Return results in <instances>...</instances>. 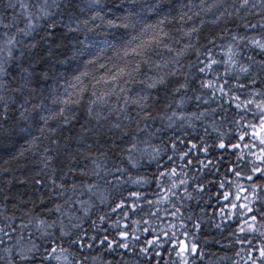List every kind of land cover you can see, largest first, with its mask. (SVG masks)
I'll return each instance as SVG.
<instances>
[{
    "label": "trees",
    "instance_id": "16d2710c",
    "mask_svg": "<svg viewBox=\"0 0 264 264\" xmlns=\"http://www.w3.org/2000/svg\"><path fill=\"white\" fill-rule=\"evenodd\" d=\"M8 2L9 0H0V24H9L8 29L0 27V43L6 38L5 32L16 34L17 27L25 26L26 14L18 6L20 0H11L13 4H17L14 10L7 8ZM22 2L28 7V11L34 13L36 6L43 0H22ZM127 2L129 0H101L102 5L105 6L102 15L110 14L112 5ZM213 2L214 0H207L208 4ZM221 2L227 9V13L221 16L219 21L213 23L216 16L224 11L223 8L205 12L199 7H195L200 4V0H165V12L169 13L171 21L166 25V30H169L180 41L178 44H173V47L180 48L188 42L187 38H182L183 33L176 29L183 27L187 30L196 27L199 32L193 33L192 42L196 44V37L199 36L200 43L196 47H200V59L203 60L205 59L203 54L205 49L201 45L207 43L206 37L209 35L224 36L223 40L217 39V45L220 47H212V56L221 61L220 64L214 66L215 73L202 74L198 72V67L202 65L196 58L195 49L190 50L189 54L182 58V72L188 74L190 82L183 107H176L180 96L173 97L169 86H159L153 90H148L140 84L132 86L134 92L144 89L155 93L150 97L149 103L154 105L151 110L156 119L150 123L153 131L156 128H162L163 131L157 137L152 138V144L160 145L161 140L168 141L169 138L174 141H184V143L177 144L175 153L171 151L169 145L167 155H172L173 159L169 161L165 156L162 160L166 166L171 164L176 167L177 181L184 179L187 182L185 186H180L178 189L180 198L173 200L180 211L174 216L172 213L175 209L171 203L161 204L159 205L160 211L155 216H150L149 211L155 212L156 207L142 202L143 211L138 209L136 214H130L127 221L119 212L111 211L112 200L118 198L119 190L114 191L109 188L105 185V179L101 177H103L104 171L113 170V154H118L129 146L125 143L128 137L121 139L122 130L117 129L113 130L111 140L108 136L97 137L93 132L88 131L89 127H96V121L88 118L86 101L79 106H69V114L75 113L76 118L71 120L68 125H63L59 118L49 121V126L56 130L54 136L48 130L42 134L31 120L25 118L27 113L25 117H21L23 109L19 103L9 105L7 118H5L3 105L0 104V228L9 232L12 237L11 240L4 237L6 243L0 245V264H7V253L4 251L6 247L15 245L21 235L23 239L20 240V243L27 244L30 239L29 232L32 233L31 239L35 240L37 237H41V233L37 229H42L44 225L40 222L45 221L51 224L54 220L57 221V227L48 229L52 235L41 237L37 243L48 245L50 240L55 239L57 244L69 248L68 260L70 264H77L78 261H82L83 264H183L181 257L187 260V264H253L252 258L259 257V252L256 249L264 242V236L259 234L264 231L260 221V210H264V178L254 176L255 186L252 180L245 178L251 168L248 161L254 157L244 155V159L238 160L237 155L241 152L246 154L247 149L228 147L227 150H222L218 147V143L221 134L226 144L229 141L231 143L238 142L234 135L240 131V126L235 121L239 120L241 115H244L248 121L253 120L251 112L239 113L234 107L235 102L230 103L229 97L238 95L241 99H246L254 91H264V72L257 75L258 65L255 63L264 61V52L249 42L254 39L264 43V27H261L264 25V0H249L246 8L240 7L243 0H221ZM79 3L81 7L76 9L75 15H78L81 20H90L93 12L88 7L89 0H79ZM197 11L200 12L199 16L194 15ZM182 14H186L183 21L180 20ZM189 16L191 19H188ZM14 17L15 26H13ZM159 18L149 15L147 23L154 24ZM52 19L63 21V23H58L55 28L54 36L42 39L51 30L47 21H39L40 27L33 37L40 41V46L36 51L43 59L37 58L35 63H29L27 57H20V50L23 46L18 45L14 50V59L8 62V75L4 79L9 87H15L21 81V74L33 73V87L42 89L44 95L50 97L45 101V104L47 108L55 112L62 105L58 102L53 104L52 99L57 96L67 98V94L73 92L71 85L74 83V76L84 70L85 58L77 57L74 60L69 59L64 64L56 63L55 68L50 70V61H54L55 57L50 58L47 49L51 47L59 55L62 52H67V49L74 43L63 35L67 32L64 27V24L68 23L67 16H55ZM94 23L99 24L100 21L97 20ZM81 28L83 29L82 24ZM113 31L115 30L102 26L87 35L96 40H112V36L105 35V33ZM233 35L244 38L239 43L241 55L237 56L236 60L240 64L251 65L250 73L247 75L236 70H230L231 74L228 76L224 75L223 61L227 58L225 54L227 45L235 43L231 40ZM79 37L83 39L84 33H79ZM33 38L18 36V39L28 42ZM128 38L130 37H125V39ZM112 42L116 43L114 40ZM68 55L71 56V53L69 52ZM105 55L114 56L115 52L108 48ZM170 55L172 54L164 52L162 55L155 56L154 59L162 63ZM248 57L252 59L249 60ZM6 58L7 51L0 52V60ZM60 58L64 59L65 57L61 56ZM189 65H191L190 71ZM24 69L28 71L24 72ZM42 71H49L50 75L59 77V84H54L51 80L43 81L40 77ZM216 74L220 76L219 83L223 84L225 79L228 80L225 90L231 89L229 95L222 97L217 92L216 98L209 105L198 103L194 97L201 95L207 98L209 92L208 89L200 87V80H213L215 83ZM237 75L241 76L240 82H247L246 88L236 87L238 82L235 77ZM251 77H255V84L251 83ZM175 80L176 78H170L168 85L173 84ZM180 80H183V76L180 77ZM0 94L19 97V93L7 91ZM255 99L259 100L261 97L256 96ZM168 103H172L171 109L166 107ZM212 108L216 109L215 113L210 111ZM173 110L177 113L172 121L175 126L167 128L165 127L168 123L167 117ZM252 111H256V109L253 107ZM200 112L206 114L199 119L192 116L193 113L199 114ZM47 114V112L44 113V115ZM181 114L184 116L183 120L180 119ZM110 119L115 120V116ZM124 123L127 124V121ZM101 124H106V122L101 120ZM40 126L43 127L42 122ZM131 127L134 128L135 125ZM24 128H28L29 131H21ZM205 128L208 129L207 134ZM257 131H259L258 128ZM139 136L148 139L144 133H139ZM33 137H39V139L30 143L33 141ZM53 139L58 143H52ZM193 144H196L197 148H192ZM204 145L208 146L207 153L203 150ZM140 147L143 148L146 145L141 144ZM184 152L188 154L181 160L180 157ZM21 153L23 154L21 155ZM124 166L121 165V167ZM233 169L241 170L242 176L233 175ZM155 170V164H153L139 170L132 169L128 174L135 177L137 172L144 175ZM94 171H100V176L94 175ZM107 179H112L111 175ZM53 180L56 181L55 184L52 183ZM222 182L225 185L223 188L220 186ZM91 184H97L98 187L90 192L88 186ZM185 187L187 192L184 191ZM124 188H129V185H124ZM109 191L113 193L112 197L101 203L100 196L107 195ZM140 191L145 192L148 198L153 201L157 199L152 194L155 191L154 188H141ZM225 192L229 193L227 200L224 199ZM123 195L127 196L128 192L125 190ZM237 196L240 199H237ZM233 203L236 204L235 208L232 207ZM242 204H247L258 210L256 232L249 231L247 225L244 224L245 219H248L251 214L240 207ZM57 205L60 206L59 212L55 210ZM85 212H88V215H85ZM101 215L110 218L102 223L98 219ZM60 220H63L66 228L73 233V237L77 232L87 230L84 239L88 243H92L93 247L89 249L85 246L81 252L78 246H70L68 241L73 237L61 238L59 236ZM93 220L96 221L95 227L92 225ZM116 220L120 221L121 227L125 223L128 224L129 227L125 230L139 236V240H133L132 235L129 236L130 247L128 249L118 247L120 242L118 230L108 227ZM133 220L139 221V224H133ZM144 220H147L148 223L145 224ZM75 223L82 224V229L73 228L72 225ZM21 224H26L27 227L21 229ZM196 225H199V228L195 227ZM241 225L245 228L244 232L240 231ZM145 228L148 229L147 233L143 231ZM133 229H135L134 233ZM173 233L175 236L171 242H168V236H172ZM104 235L114 241L111 250L99 243L100 238ZM0 236H3V233H0ZM91 236H96L97 239L91 241L88 239ZM245 236L252 240V245H249L244 239ZM157 237L159 238L157 239ZM146 240H155L156 244L149 246L145 243ZM240 240H243V243ZM180 242L186 244L189 249L192 244H195L197 252L186 251L181 253V256H177ZM157 245L161 246L157 247ZM141 248H146L147 253L141 252ZM57 252H59V248H57ZM51 264H62V262L52 260ZM258 264H264V262L258 261Z\"/></svg>",
    "mask_w": 264,
    "mask_h": 264
},
{
    "label": "snow or ice",
    "instance_id": "6c2138e0",
    "mask_svg": "<svg viewBox=\"0 0 264 264\" xmlns=\"http://www.w3.org/2000/svg\"><path fill=\"white\" fill-rule=\"evenodd\" d=\"M249 0H243L240 7L246 8L248 6ZM18 6L24 11L25 15V26L23 28H16V34H9L5 32V39L0 43V52L7 51V58L0 60V93L5 91L11 93H19V97L5 96L0 94V104L3 105L5 118L9 110L10 104L19 103L20 107L23 109L21 112V117L32 121L36 127L39 128L40 132L43 134L46 130L51 132L53 136L55 135V129L49 126V121L59 118L63 125H68L71 120L76 118L75 113L69 114V106L76 105L79 106L86 101V114L90 120L96 121V127H89L88 131L93 132L97 137L108 136L112 139V133L114 129L122 130L121 139L128 137L125 141L129 146L124 148L120 153L113 154V170L104 171L103 177L105 179V185H107L112 190H119L118 198L112 200L111 211L113 213L119 212L125 221L130 217V214H136L137 210L143 211V203L146 202L150 206H155L156 211H149L150 216H155L159 211V205L161 204H172L175 211L172 213L174 216L180 211L179 208L173 203L174 198L179 199L178 189L180 186L186 185V180L179 179L177 181L178 173L176 167L171 164L165 165L162 160L165 156L171 161L173 159L172 155H167L169 150V145L171 151L175 153L177 151V144L184 143L183 140L174 141L169 138L168 141L161 140L160 145H153L152 138L158 136L159 133L163 131L162 128H156L152 130V124L150 121H155V117L152 113L153 104L149 103L150 97L155 95L152 91H145L141 89L140 91L134 92L132 86L140 84L148 90H153L159 86H169L171 88L172 96H180L179 102L176 107H183L185 103V97L190 88V82L188 74L182 72L183 65L181 60L183 57L189 54V51L195 49V55L199 64L202 66L198 67V72L202 74L215 73V65L221 63V61L216 60L212 56V47H220L217 45V39L223 40L224 36H214L209 35L206 37L207 43L201 45L205 49L203 53L205 59L201 60L200 47H196L200 43L199 36L196 37V44L192 42L193 33H198L199 29L192 27L191 29L185 30L183 27L176 29V31L182 32L183 37L187 38V43H184L180 48L173 47V44L180 43L169 30H166V25L171 23L169 20V13L165 12V0H129L127 3H116L112 5V10L110 14H103L104 5H102L101 0H89V9L92 10L93 14L89 19L81 20L78 15H75L76 9H79V0H43L42 3L36 6V11H28V7L20 0ZM17 4H13L9 0L7 8L15 9ZM195 7H199L205 12H212L213 9H221L224 11L220 15L216 16V20L219 21L220 17L227 13V9L224 8L221 0H214L213 3L208 4L207 0H200V4ZM67 16L68 23L64 24L67 32L63 35L67 36L71 41H74L72 46L67 49V52H62L57 55L51 47L47 49L48 56L55 57L54 61H50V70L55 68L56 63L64 64L67 63L69 59L74 60L77 57H84L85 64L84 70L79 73V75L74 76V83L71 85L73 92L67 94V98L59 97L52 99V103H59L62 107H59L55 112L46 107L45 101L50 97L45 96L42 89H37L33 87L34 74L29 73L28 75L21 74V81L18 86L9 87L8 83L5 81V77L8 75V62L14 59V50L18 45L23 47L20 50V57H27L29 63H35L36 59H43L36 51L40 46V41L34 39L33 37L37 34V29L40 27L39 21H47L48 27L51 31L46 33V36L42 39H46L48 36H54L55 28L58 23H63V21H56L52 19L55 16ZM149 15H155L160 17L156 23H147V17ZM184 15L182 14L180 20L183 21ZM194 15L199 16L200 12L197 11ZM188 19H191L189 16ZM99 20L100 23L96 24L95 21ZM91 22V26H90ZM83 25V29L81 28ZM13 26H15V17L13 20ZM107 27L108 29L115 30L110 33H105V35H111L112 40H96L92 39L87 35V33L95 32L97 28ZM0 27L5 29L9 28V24H0ZM255 27V25H253ZM264 27V25H261ZM122 30V31H121ZM84 33V38L80 39L79 33ZM74 34V35H68ZM20 37L33 38L30 42L24 39H18ZM125 37H130L125 39ZM116 41L113 43L112 41ZM231 40L235 43H229L226 50V60L223 61L224 64V75L228 76L231 74L230 70H236L242 74H249L251 65L240 64L236 60V57L241 55L239 51V43H241L244 38L237 37L233 35ZM171 42V43H170ZM250 43L258 47L262 52H264V43L259 40H250ZM119 45V46H117ZM59 47V46H58ZM111 48L114 52V56H106V49ZM27 49V51H24ZM71 53V56L68 53ZM167 52L170 55L165 58L163 62H158L154 59L155 56L162 55V53ZM65 57L61 59L60 57ZM251 60V57H248ZM258 69L256 74L264 72V61H256ZM191 65H189V71ZM24 69V72H27ZM152 73V74H149ZM183 76V80L180 77ZM40 77L43 81L48 82L53 81L54 84H59V77L52 76L49 71H42ZM170 78H176L175 82L168 85ZM237 85L236 87L240 89L246 88L247 82H240L241 76L236 77ZM216 82L213 80H200V87L203 89H208V97L204 98L201 95H197L194 99L199 103L202 102L204 105H209L215 98L216 93L219 92L221 96H228L231 89L225 90V85L228 84V80L225 79L223 84L219 83L220 76L216 74ZM251 83L255 84V77H251ZM51 87V85H49ZM54 91L57 89H53ZM259 96L261 99L256 100L255 97ZM191 99V98H189ZM230 103H234L235 109L243 114L251 112L253 117L252 121H248L244 115H241L240 119L235 121L236 124L240 126V131L234 135V138L238 141L237 143H231L229 141L226 144L223 140L221 134L219 138L218 147L222 150H227L228 147L232 149H247V153L237 155L238 160L244 159V155L254 157V159L248 161L251 164L249 174H246L245 178L247 180H252L255 186L254 176L257 178H264V91H254L251 96L246 99H241L238 95H231L229 97ZM172 103L166 105L167 108H172ZM256 111H252V108ZM211 112L215 113L216 109H210ZM47 112V115L44 113ZM206 113L200 112L199 114L193 113L192 116L196 119L203 117ZM115 116V120L110 119V117ZM177 116L175 110L172 111L171 115L167 117L168 123L165 127L172 128L173 118ZM163 119V118H162ZM180 119L183 120L184 116L181 114ZM101 120L105 121L106 124H101ZM127 121V124L124 122ZM43 124V127L40 124ZM135 125L134 128L131 126ZM31 127V125H30ZM257 128L259 131H257ZM215 130V129H214ZM23 132H28V128L21 129ZM208 129L205 128V133L207 134ZM139 133H144L148 139H144L139 136ZM30 134V133H29ZM39 137H33L34 141L38 140ZM52 143H58L57 140L53 139ZM146 145V147L141 148L140 145ZM203 144V141H202ZM91 146V145H89ZM192 148H197L196 144L192 145ZM203 150L207 153L208 146L204 145ZM23 153H21L22 155ZM187 152L181 155L180 159L183 160L187 156ZM117 161H119L117 163ZM190 163V161H188ZM155 164L156 170L150 174H140L137 172L136 176L130 175L132 169H141L144 167H150ZM121 165H125L121 167ZM99 167V166H98ZM106 167V166H105ZM96 176H100V171H94ZM111 175L112 179H107ZM233 175L236 177L242 176L241 170L233 169ZM40 183V181H37ZM53 184L56 183L55 180L52 181ZM124 185H129V188L125 189ZM222 188L225 186L222 182L220 185ZM63 187V185H60ZM75 187V185H73ZM97 184H91L88 186V190L91 192L94 188H97ZM141 188L155 189L152 193L157 197L155 201L148 198L145 192L140 191ZM128 192L127 196L123 195L124 191ZM202 190V189H201ZM187 192V188H184ZM113 193L109 191L107 195H101V203L106 202L112 197ZM229 193H224V199L227 200ZM190 198V197H189ZM237 199H240L237 196ZM232 207L235 208L236 204L233 203ZM241 208L245 209L247 213H250V217L245 219L244 224L247 225L248 230L251 232H256V222H257V211L253 207L242 204ZM57 212L60 211V206L57 205ZM90 211V210H89ZM167 211V209H165ZM88 215V212H85ZM106 215H101L98 219L104 223L107 219ZM251 221V222H250ZM260 221L261 228L264 229V210H260ZM44 225L42 229L38 228L41 237L51 236L52 233L48 232L49 228L55 229L57 227V221H52L48 224L45 221H41ZM133 224H139V221L133 220ZM147 224L148 221L144 220ZM93 227L96 226V221H92ZM9 227H12L9 225ZM27 227L26 224H21L20 228L23 229ZM73 228L82 229V224L75 223L72 225ZM109 228L117 229V234L120 237V242L118 243L119 248L128 249L130 247L129 236L132 235L133 240H139V236L130 234L125 229H128L129 225L124 224L121 227L119 220L115 223L109 224ZM195 227L199 228V225ZM59 236L62 237H73V233L66 228L63 220L59 221ZM15 231V229H13ZM107 231V229H105ZM145 233L148 229H143ZM240 231L244 232L245 228L243 225L240 226ZM135 229H133V233ZM0 245L6 243L4 237L11 240L12 237L9 232H6L3 228H0ZM264 236V231L259 233ZM29 241L27 244L20 243L23 239L21 235L17 240V243L11 247H6L4 251L7 253V264H51L52 260L62 262V264H70L68 260L69 248H65L62 244H57L55 239L49 241L48 245H42L37 243V240L41 237H37L35 240L31 239L32 233L29 232ZM87 235V230L83 232H77L75 236L69 239V245H76L83 252V248L86 246L91 249L93 247L92 243H88L84 236ZM167 235V234H165ZM186 235V233H185ZM175 234L168 236V242H171ZM159 237H157L158 239ZM89 240L95 241L96 236L88 237ZM249 245H252V240L248 239L247 236L244 237ZM243 243V240H240ZM99 243L104 245L106 249L111 250L113 248L114 241L109 239L107 235L100 238ZM145 243L149 246L156 244L155 240H146ZM161 245H157L159 247ZM43 251L41 252V248ZM180 250L177 252V256H181V253L190 251L191 253L197 252V246L192 244L189 249L186 244L180 242ZM59 248V252H57ZM259 252V257H254L253 264H258L259 262H264V242L262 246L256 249ZM141 252L147 253L146 248H141ZM251 251V250H250ZM157 255L159 253L157 252ZM18 258V261H17ZM87 259V257H85ZM183 260V264H187V260ZM77 264H83L82 261H78Z\"/></svg>",
    "mask_w": 264,
    "mask_h": 264
}]
</instances>
